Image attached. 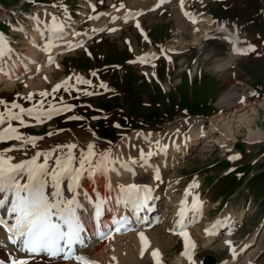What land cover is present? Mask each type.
Wrapping results in <instances>:
<instances>
[{"label": "rangeland", "instance_id": "374dc122", "mask_svg": "<svg viewBox=\"0 0 264 264\" xmlns=\"http://www.w3.org/2000/svg\"><path fill=\"white\" fill-rule=\"evenodd\" d=\"M151 3L156 2L0 0V16L6 14L10 21L0 18V38L6 40L10 52L16 53L13 59L21 60L23 56L31 59L26 67L20 62L22 69L13 79L4 75L0 77V99L9 102V106L15 100L29 109L34 101L41 98L34 95L31 102L23 99L28 93L51 92L55 85L73 77L69 82V91L61 88L55 94L57 105L59 98L63 97L64 104L72 106L71 111L55 115L43 123L25 116L26 127L17 126L16 121H11V124L25 137H43L40 140L53 139L58 143L68 140L71 143L79 136L95 135L107 144L104 151H109L112 158L125 162L129 157L135 158L138 161L134 165L137 171L132 176L128 173L111 179L115 187L134 184V177L139 175L137 180L147 186L149 183L152 189L150 180L156 179L155 172L161 160L156 154L152 157L154 165L139 168L140 149L157 153L153 149L179 125V133L189 135V139L195 132H203L205 135L194 144L188 142L189 152L179 163L169 166L165 179H174L177 193L194 181L198 184L190 190L202 202L204 211L200 222L234 215L243 209V217L232 230L231 237L235 248L246 241L249 243L232 264H264V138L249 140L248 123L239 120L246 116L252 120L251 131L257 127L264 131V0H184L183 8L180 0H169L145 10ZM126 9L145 11L125 22L121 14ZM205 14L210 15L209 22L225 24L229 34L235 32L240 44L247 48L246 55L236 58L225 69L228 79L223 77L222 70H212L211 65L213 59L230 52L229 43L221 42L215 32L205 35L203 31L208 29L200 28L197 22ZM111 16L119 19L110 21ZM177 20H186L187 27L183 29ZM137 22L139 29L135 26ZM61 25L69 32L64 36L39 37L37 42H32L36 47L20 34L23 26L36 30L41 26L55 28ZM73 33L79 35L74 36ZM193 33L202 36L197 43H192ZM50 39L57 41L56 44ZM42 40L43 50L47 49L48 43L53 45L46 53L39 47ZM67 42L79 43L82 47L62 50ZM209 49L212 52L207 56ZM49 56L54 58L52 63H48ZM138 56L142 60L145 56L149 59L143 63L137 60ZM56 65H59L58 69ZM76 76L91 83H76ZM44 77H47V82ZM229 86L237 93L250 94L249 100L238 112L228 111V106L219 109L216 103L217 96ZM85 92L95 94L86 95ZM48 100L52 102L53 97L49 96ZM0 111H3V106H0ZM73 115L83 119H68ZM228 124H232L233 129L240 125L238 133L234 129V138L224 134ZM57 129L62 131L51 137L46 135L48 132L56 133ZM14 143L17 140L7 141L2 148ZM100 150L103 151L102 148ZM160 205L162 209L166 204L161 202ZM132 231L129 233L139 236L143 229ZM188 231L196 242L192 251L194 264H207L205 255L214 257L211 264H226L232 258L230 251L222 245L224 234H219L218 240L206 245L203 244L204 235L193 229ZM129 233L112 236L106 241V256L114 258L110 260L116 264L134 263L113 252L116 243L124 242ZM179 238L173 236L169 245L160 240L153 244L156 240L151 242L146 238L143 257L142 242L137 241L139 244L134 243L135 258L140 263H135L152 264L151 253L158 249L156 259L170 264L180 255ZM98 240L88 245L95 246ZM121 255H125L123 249ZM119 258L123 259L119 261ZM181 260V264H186L183 257ZM155 261L153 259V264Z\"/></svg>", "mask_w": 264, "mask_h": 264}, {"label": "snow or ice", "instance_id": "6c2138e0", "mask_svg": "<svg viewBox=\"0 0 264 264\" xmlns=\"http://www.w3.org/2000/svg\"><path fill=\"white\" fill-rule=\"evenodd\" d=\"M161 3L164 0H160ZM184 0H180L183 8ZM158 6V5H157ZM120 7H124L120 5ZM119 11V9H117ZM142 13H133L131 10L123 17L125 22L135 15ZM91 18V17H90ZM113 19H119L114 17ZM195 22V21H193ZM140 28L139 23L135 25ZM63 26H57L52 31L62 32ZM115 29H109L114 31ZM74 36L79 33H73ZM62 39V37H60ZM53 47L48 43V48ZM82 47L81 44L67 43V50ZM46 51L48 49H45ZM87 51V49H85ZM234 52H242L239 48H233ZM6 55L5 46L2 38H0V56ZM148 57H143V61L147 62ZM53 57H48V63H52ZM57 69L59 65H56ZM39 71V68H37ZM95 75V73H92ZM47 82V77H44ZM76 83H91L85 81L81 77L76 76ZM73 77H68L62 83L55 85L51 92L48 90L40 91L36 94L28 93L26 99L33 101L34 95H38L41 99L34 101L33 107L29 109L23 108L20 104L13 100L10 103L0 99V106H3V111H0V125H6L5 128H0V142H7L10 140L20 141V147H12L0 150V210L12 217L14 222L8 224L7 221L0 216V226H2L7 235L8 242L15 245L20 252L26 253L28 256L47 254L50 258L60 257L64 260L75 259L78 264H95V262L88 260L83 255H77L75 247L77 245L85 246V236L88 233V227L83 219L81 213L83 211V204L78 199V189L80 188L79 181L87 174L89 177L100 175L106 177L109 171H119L115 165L119 164L125 170H131L130 165L136 164L138 161L129 157L128 161L114 159L111 153L107 150L102 153H97L95 150L98 145L94 142L87 143L85 148H80L76 143L57 144L49 149H38L34 155L28 157L25 150L29 145L36 148L37 140L43 137H25L21 135L17 127L11 124V121H16L17 126H28L24 117H30L37 123H43L45 120H51L54 115H59L63 112L72 110V106L64 104L63 97L59 98V105L56 103L55 94L63 88L69 91V82ZM104 87V85H101ZM72 90H77L73 88ZM86 95H94L95 93L85 92ZM49 96L53 97V101L49 102ZM15 110V111H13ZM95 118V117H94ZM70 120H80L83 117L70 116ZM119 127V125H115ZM62 131L57 129L56 133L48 132L46 135L51 137L59 134ZM157 144L159 142L157 141ZM79 148V156L74 150ZM66 150V151H65ZM161 151L165 147H161ZM10 152H20L23 157L15 160V157L7 155ZM154 155L152 151L145 152L140 149L139 162L141 166L148 163L150 158ZM42 158V162H41ZM237 157H230V159ZM51 161V163H50ZM155 178L159 179V171L156 170ZM67 181V193L63 190V185ZM106 187H110L107 186ZM198 187L195 181L189 186L190 188ZM51 189V191H49ZM189 189H185V199H182L177 209V219L175 221V228L170 229L174 234H179L184 238L185 251L182 253L189 261L192 260L190 250L195 249L196 245L189 238L186 228L189 223L193 222L188 219L187 212L190 210L194 217H198L202 210V202L198 197H193L190 209H186L187 196ZM119 196H117V205L124 204L131 205L134 214L139 218V213L149 207V201L152 199V189L147 185L130 184L127 186H119ZM85 199L88 200L92 206V211L89 213V218L92 227L95 230L97 239L107 240L112 237L113 232H121L127 229L129 223L127 216L115 218L112 225L103 224L101 221L103 207L108 203L109 198H102L98 194L95 199L88 197L85 194ZM204 229L206 235L214 234V229ZM102 229H106L102 230ZM139 238L142 242L141 256L144 255L143 243L146 238L143 233H139ZM231 244L230 241L226 242ZM154 261L159 256V250L154 249L151 253ZM9 264H28L27 259L12 258Z\"/></svg>", "mask_w": 264, "mask_h": 264}, {"label": "bare ground", "instance_id": "6f19581e", "mask_svg": "<svg viewBox=\"0 0 264 264\" xmlns=\"http://www.w3.org/2000/svg\"><path fill=\"white\" fill-rule=\"evenodd\" d=\"M185 16H186V13H185ZM0 18L10 22L9 18L6 14H2L0 16ZM209 18H210V15L205 14L203 16V18L198 20L197 22L199 24V27L202 29H204V28L208 29L206 32L203 31L205 34L208 33L209 31L215 32V36L219 40H221V42L222 41L228 42L229 46H230V52L227 55L216 57L215 59H213L211 69L214 71L222 70L223 71V77L224 78L227 77V79H228L229 74H228V71L225 69L227 68V66L232 64V62L236 58H238L242 55H246L247 54V50H246L247 48H244L242 46V44H240V39L235 32H231V34H229L230 30L228 29V27L225 24H213L212 22H209V20H208ZM177 21H178L179 26H181L183 29L187 27V23L185 22L186 20L185 21L184 20H177ZM52 29L53 28L49 27V26L48 27L41 26V27L37 28L36 30H34L33 28L23 26L22 29L21 30L19 29V30H20V34L22 35L23 39H29L28 40L29 42H33V40H36L37 38L44 37V36H48L50 38L57 36V35L64 36L65 33L69 32V30L66 29V27L63 28L62 32L52 31ZM192 36H193V38H192L193 42L192 43H197V41L202 37V36L201 37L196 36L194 33ZM56 38L57 37H55V40H56ZM2 40H3L4 46H5L6 55L0 56V77L2 75H4L7 77H12V79H13L14 77L17 76L16 75L17 71L19 69H21L20 68L21 67L20 62H23L24 63L23 65L26 67V65L29 64L31 59L29 58V56H23V54H22L23 58H21V60H19L20 58H18V59L14 58L15 59L14 60L13 55H15L16 53L13 54L12 52H10V49L8 48L9 47L8 43L6 42V40L4 38ZM55 40H53V41L56 43ZM47 42L48 41H45V43H47ZM234 47L239 48V49L244 50V51L234 52L233 51ZM211 52H212V50L209 49L207 51L206 55L209 56L211 54ZM16 56L18 57V55H16ZM26 58H28L29 60ZM11 81H13V80H11ZM163 86H165V84H163ZM248 95L250 96V94L248 92H247V95L240 94L239 92L237 93L236 91H234L229 86V89L224 90L222 93H220L217 96L218 98L216 100V103H217L219 109L224 107V106H228L227 107L228 111L230 110V111L238 112L244 107L245 102L249 100L250 97ZM254 101H257V100H254ZM232 114L235 116L237 115L236 113L234 114V112ZM239 120L242 122L245 120L246 123H248V128H249L248 139L249 140H255V139L258 140V138H262V139L264 138V131L260 130L259 127H257V129L255 131L250 130V127H251L250 125L252 123V120H250L248 117H246V116H245V118L240 117ZM45 121H47V120H45ZM179 127H181V125L177 126V129L174 128L173 131H170L169 134L167 135V139H165L164 142L160 143L155 149H153L157 152L153 156L158 154L159 158L161 160V164L158 165L157 169H156L159 171V179H155V180L151 179L150 180V182L152 184L151 186L153 187L152 193H151L152 199L149 201V207L147 209H145L144 215L146 217H148L150 220L153 219L154 223L150 227V230L149 229H147V230L143 229L144 232L147 231V233H144V236H145V238H149L148 241L152 242L153 240H156V242H154L153 244H156L157 241L160 240V241H163L166 245H169L173 241V236H178V238L180 237L181 239L183 238L179 234H174L172 231H170V229L175 228V221L177 219V209L180 205L181 200L185 199V189H189V187L183 188L182 192L177 193V192H175V189H174L175 188L174 187V181H173L174 179H171L170 177L165 179V175L168 172V168H170L169 166L179 163L181 161V159L183 160L182 157H184V155L187 154V152H189V148H190L189 146L190 145L188 144V142L190 143L192 141L191 144H194L196 142V140H198L199 138H201L205 134H203V132L202 133L201 132L200 133L195 132L193 135H191L192 136L191 139H189V137H190L189 135H186L184 133H179V129H180ZM239 127H240V125L234 127V129H237V133L240 131ZM0 128L6 129V125H0ZM234 129H233L232 124H228L227 127H225L224 134L231 135V137L234 138V136H236V134H234ZM18 132L22 135V133L20 131H18ZM211 133H213L212 130H211ZM92 139H95L96 141H93V142L98 145V147L96 148L95 151L98 154L102 153L104 151V148L107 147V144H105L104 141L98 139L95 135H89V136L84 135L81 138L79 136L78 139H75L74 142H71V143H76L77 145L80 146V148H85L87 143L91 142ZM81 140L84 142H81ZM4 143H6V142H0V150L12 148V147L19 148L21 142L17 140V143H14V144L10 145L9 147L2 148V144H4ZM57 144H70V141L68 140L66 142L64 141L62 143H58V142L54 141L53 139H51V140H40V139H38L36 148L31 149L32 147L28 146L25 150L27 151L28 157H29V156L33 155L38 149H45L46 150V149L54 147ZM162 146L165 147L164 151L160 150ZM223 147H224V145H223ZM100 148H102L103 151H101ZM74 152L76 153L77 156H79V154H80L79 148L74 150ZM7 155H11V156L15 157L14 162L16 160L26 158V157H23L20 152H10V153H7ZM158 155H156V156H158ZM152 157L148 161V164H150V165L155 164V160L152 161V159H153ZM41 162H42V158H41ZM50 163H51V161H50ZM134 165H136V164L130 165V168L132 167L131 171L134 170V172H132V174L135 173L138 169ZM115 167L119 171V175H117L116 172L109 171L107 173L106 177H102L100 175H95L94 178L96 180H98L99 182L104 183L107 186H110L111 188H113V190L111 192L112 195L110 197L116 201L115 198L117 196H119V194H120L119 186L115 187L114 184L112 183L111 179H113L115 177L119 178V176L121 174L123 176V174H128V173H130V171L125 170L124 168H121L118 165H115ZM139 168H145V167L140 166ZM138 176L139 175H136L134 177V179H135L134 184H143V183H140L139 180H137L140 177V176L139 177ZM81 179H82V182L80 183V181H79V184L80 185L83 184V187H85L89 191H91V188L93 187V182L91 180H89L88 178H86V176H83ZM143 182L148 183L149 181L143 180ZM148 186H150L149 183H148ZM190 189H192V188H190ZM190 189H189V195L187 196V202L185 205L186 209L191 208L193 197H197L196 194H193V192H192L193 190L191 191ZM63 190L65 191L66 195H69V196L71 195L70 193H67V181H65V183L63 185ZM49 191H51V189H49ZM113 191H115V193H116L115 196H114ZM87 196L91 198L90 193H88ZM78 199H80L79 193H78ZM84 199H85V196H84L83 200H80V202L83 203ZM199 201H200V199H199ZM161 202H165V204H166L164 207H162V209H160V206H161L160 203ZM114 204L116 205V209H119V205H117V203H114ZM120 205H124V204H120ZM127 207L131 211L133 210L131 205H127ZM120 210H122V208ZM203 211L204 210H203V206H202V210L200 211L198 217H194L193 213L190 210L187 212L188 219L190 221H193V222L189 223L187 228H186V231L189 235V238H191V239L193 238L192 241L194 243H196L195 239L193 237V234L188 231V229H193V230L199 232L200 234L204 235L203 244L206 243V245H208L211 242L216 241L217 236L219 234H221V233L224 234V238L222 239V245L225 246L230 251V254L232 257L226 262V264H232L233 259L235 257H238L239 254L242 253V251L245 249V247L249 243V241H246V242L240 244L237 248H235V241L231 237L232 230L236 229L237 222H239V220L243 217V214H244L243 209L234 215L228 214V215L222 216L221 218H215L212 221H203V222L201 221L200 222V217H201V215H203ZM86 215H87V213H84V217ZM88 223L89 224H86L88 227V233L86 235H89L91 233L94 234L95 230L92 227V223H91L90 218L88 219ZM102 223L105 224L104 221H102ZM214 224H217V227L214 229V234L206 235L204 229L212 228V226ZM224 228H225V230H224ZM134 231L139 232L138 230H135V229H134ZM142 232H140V233H142ZM112 236H115V234H112ZM137 238H139V236H136V234L129 233L125 237L124 242L118 241L116 243V248L114 249L113 252L117 253V254L119 253L120 257H125L127 262H134L135 263L137 261V259L135 258L134 243L139 244L137 242V241H139V239H137ZM107 240H99V243L96 244L95 246H90V245L85 244V246L80 247L78 249V252H80L82 255H84L88 260L95 262V264H106L107 262H109L110 264H116L115 262L110 260L112 258L111 256H109V258H108V256H106V254H107L106 247L108 245L106 243ZM228 241H230L231 244L226 243ZM154 246H153V248H154ZM122 249H123V251H125L124 256L121 255ZM7 255L12 256L13 258H16V259H20V258L21 259L22 258L27 259L28 264H78V262L75 259L63 260L60 257L50 258L47 254H43V253L39 254L37 256H34V257L21 255V254H19L17 247L8 242V239L5 235L4 230L0 227V264H6L9 261V259L7 258ZM41 255H44L45 257L39 258V256H41ZM91 257H94V259H99V260L94 261V259H92ZM112 259H114V258H112ZM120 259H123V258H119V261H120ZM116 261L118 262V260H116ZM181 261L182 260H181V254H180V255H177L172 260V262L170 264H181ZM136 263H140V262L137 261Z\"/></svg>", "mask_w": 264, "mask_h": 264}, {"label": "water", "instance_id": "95a60500", "mask_svg": "<svg viewBox=\"0 0 264 264\" xmlns=\"http://www.w3.org/2000/svg\"><path fill=\"white\" fill-rule=\"evenodd\" d=\"M204 260L206 261L207 264H211L213 262V257L210 255H205Z\"/></svg>", "mask_w": 264, "mask_h": 264}]
</instances>
